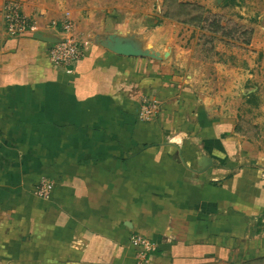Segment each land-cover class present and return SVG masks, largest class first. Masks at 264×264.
Returning a JSON list of instances; mask_svg holds the SVG:
<instances>
[{
	"label": "crops",
	"instance_id": "crops-1",
	"mask_svg": "<svg viewBox=\"0 0 264 264\" xmlns=\"http://www.w3.org/2000/svg\"><path fill=\"white\" fill-rule=\"evenodd\" d=\"M21 1L39 25L12 37L0 0V264L264 257V9L242 7L243 23L262 21L243 48L198 64L193 44L179 54L173 34L147 31L152 16L134 13L135 0ZM67 17L85 56L60 66L49 50ZM111 33L162 59L112 52L100 43ZM146 98L157 102L150 119ZM45 177L49 198L35 193ZM133 234L157 250L143 257Z\"/></svg>",
	"mask_w": 264,
	"mask_h": 264
},
{
	"label": "rangeland",
	"instance_id": "rangeland-1",
	"mask_svg": "<svg viewBox=\"0 0 264 264\" xmlns=\"http://www.w3.org/2000/svg\"><path fill=\"white\" fill-rule=\"evenodd\" d=\"M242 7H250L252 14L261 13L264 0H135L132 6L134 13L151 14L152 20L144 22L148 32L155 29L156 36L163 33L174 35L177 46L172 45L174 40L170 46L179 54H186L185 51L193 44L194 49L188 56L198 64L204 56L212 62L220 58L216 48L220 52L221 49L226 50L224 52L229 56L232 50L243 48L244 45L240 44L249 43L254 38L256 28L262 25V21H251V26L243 23V15L240 14ZM192 30L195 38L193 43L190 40L185 42V36ZM170 50L171 47L166 49L167 52ZM185 58L188 60V57ZM211 66L208 64L207 68L210 70ZM246 264H264V257Z\"/></svg>",
	"mask_w": 264,
	"mask_h": 264
},
{
	"label": "built area",
	"instance_id": "built-area-1",
	"mask_svg": "<svg viewBox=\"0 0 264 264\" xmlns=\"http://www.w3.org/2000/svg\"><path fill=\"white\" fill-rule=\"evenodd\" d=\"M4 23L5 31L12 37H22L33 32L39 25L37 18L27 15L21 0H6L4 3ZM62 37L58 42H54L49 50L51 61L55 65L71 66L80 61L85 56V47L77 37L74 28V21L67 17L61 22ZM51 26L57 27L58 21L52 20ZM156 101L144 99L142 102L141 115L150 119L156 107ZM54 189V180L43 178L38 184L35 193L41 198H49ZM131 243L140 250L143 257L157 250L156 245L146 236L133 234Z\"/></svg>",
	"mask_w": 264,
	"mask_h": 264
},
{
	"label": "water",
	"instance_id": "water-1",
	"mask_svg": "<svg viewBox=\"0 0 264 264\" xmlns=\"http://www.w3.org/2000/svg\"><path fill=\"white\" fill-rule=\"evenodd\" d=\"M217 2L222 0H216ZM60 40H53L52 42H58ZM100 43L105 48L111 50L112 52L124 56H134V57H151L154 59H162V54L160 51H156L152 46L144 47V44L140 42L133 36H120L116 33H111L102 40ZM203 167L199 169V172H205L212 166L213 162L211 158H204V162H200Z\"/></svg>",
	"mask_w": 264,
	"mask_h": 264
},
{
	"label": "trees",
	"instance_id": "trees-1",
	"mask_svg": "<svg viewBox=\"0 0 264 264\" xmlns=\"http://www.w3.org/2000/svg\"><path fill=\"white\" fill-rule=\"evenodd\" d=\"M264 230V228L258 229L257 233H261Z\"/></svg>",
	"mask_w": 264,
	"mask_h": 264
}]
</instances>
